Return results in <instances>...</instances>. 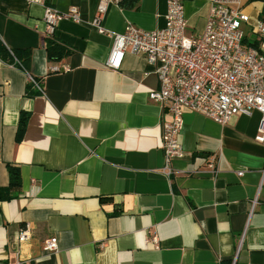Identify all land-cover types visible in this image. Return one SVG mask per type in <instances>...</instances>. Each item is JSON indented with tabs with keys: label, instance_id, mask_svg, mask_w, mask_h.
<instances>
[{
	"label": "crops",
	"instance_id": "crops-1",
	"mask_svg": "<svg viewBox=\"0 0 264 264\" xmlns=\"http://www.w3.org/2000/svg\"><path fill=\"white\" fill-rule=\"evenodd\" d=\"M100 1L46 0L80 17L60 21L53 34L72 53L48 61L43 8L0 0V42L30 52L29 74L0 57V186L9 185L7 165L20 177L15 198L0 202V264L14 261L24 225L32 236L21 246L26 264H264L259 114L218 125L185 112V156L167 176L164 110L148 100L158 78L141 54L127 52L120 69L107 68L111 40L93 25ZM247 1V15L260 11ZM166 10L167 0H110L101 26L114 34L128 24L161 29ZM184 14L187 32L200 34L208 0H185ZM29 76L42 92L26 95ZM50 237L56 253L41 249Z\"/></svg>",
	"mask_w": 264,
	"mask_h": 264
},
{
	"label": "built area",
	"instance_id": "built-area-1",
	"mask_svg": "<svg viewBox=\"0 0 264 264\" xmlns=\"http://www.w3.org/2000/svg\"><path fill=\"white\" fill-rule=\"evenodd\" d=\"M28 5L43 8L46 36L54 34L62 20L79 22V13L71 8L60 13L46 0H24ZM110 0H101L93 25L97 32L108 36L111 48L106 66L121 67L127 52L141 54L153 67L158 88L148 94L150 102L164 110L161 119V149L165 174H172V161L185 153L179 143L185 112L199 114L218 124L226 125L233 117L259 114L254 142L264 146V54L244 43L245 28L250 17L244 12L246 0H208V14L200 34L187 32L184 14L185 0H167L163 28L145 31L126 25L122 33L107 32L101 20ZM257 35H264V24L256 22ZM34 87H42L29 77ZM206 167L213 172L215 159L207 157ZM31 230L24 225L17 235L14 261L26 264L21 246L31 239ZM41 249L46 253L58 251L57 239L50 237Z\"/></svg>",
	"mask_w": 264,
	"mask_h": 264
},
{
	"label": "trees",
	"instance_id": "trees-1",
	"mask_svg": "<svg viewBox=\"0 0 264 264\" xmlns=\"http://www.w3.org/2000/svg\"><path fill=\"white\" fill-rule=\"evenodd\" d=\"M251 3H259L261 5L260 11L257 13L256 21H260L264 24V0H249V4ZM252 35H254V41L246 43L249 46H252L254 48L259 49V45L262 42V39H259V41H256L257 33L253 27L251 29ZM43 45L46 50V55L48 61H58L61 60L64 57H67L69 54L72 53V49H68L66 46L60 44L53 35L46 36L43 38ZM246 39H244L245 43ZM7 56L10 60H12L20 69L25 71L27 74H29V64H30V52L28 50H22V51H10L2 45L0 42V57ZM52 73V72H50ZM49 73V74H50ZM30 77V76H29ZM33 81L38 83L40 86V81L34 79L31 77ZM42 87V86H41ZM34 87V84L29 81L27 87H26V95L33 96L37 94L39 91ZM32 89H34L32 91ZM24 116L21 118V122H23ZM7 172L9 175V185L7 187H1L0 186V202L4 201H10L15 198V194L13 190L15 188H18L20 185V177H19V170L18 168H14L10 165H7Z\"/></svg>",
	"mask_w": 264,
	"mask_h": 264
},
{
	"label": "rangeland",
	"instance_id": "rangeland-1",
	"mask_svg": "<svg viewBox=\"0 0 264 264\" xmlns=\"http://www.w3.org/2000/svg\"><path fill=\"white\" fill-rule=\"evenodd\" d=\"M247 3H249V0L247 1ZM248 15L250 16V22L249 24L246 26L245 28V43H249V42H253L254 41V35H252L251 29H255L256 26V14H257V9L255 8L253 11L251 10V12L249 10H247ZM256 36V41H259V39H262L263 35H255Z\"/></svg>",
	"mask_w": 264,
	"mask_h": 264
}]
</instances>
